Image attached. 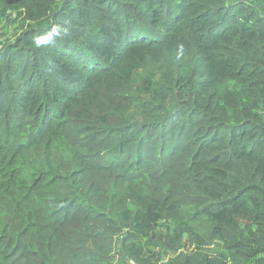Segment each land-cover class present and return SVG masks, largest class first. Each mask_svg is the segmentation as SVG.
<instances>
[{"label": "trees", "instance_id": "trees-1", "mask_svg": "<svg viewBox=\"0 0 264 264\" xmlns=\"http://www.w3.org/2000/svg\"><path fill=\"white\" fill-rule=\"evenodd\" d=\"M9 10L0 264H264V0Z\"/></svg>", "mask_w": 264, "mask_h": 264}, {"label": "rangeland", "instance_id": "rangeland-1", "mask_svg": "<svg viewBox=\"0 0 264 264\" xmlns=\"http://www.w3.org/2000/svg\"><path fill=\"white\" fill-rule=\"evenodd\" d=\"M21 11H7L4 16L0 17V42L4 41L6 38L14 39L19 33H21V28L25 24L23 21V16H21ZM156 26H160V21H155ZM78 126H76L77 128ZM88 135V134H87ZM161 229H166V225ZM152 242L149 241V238H141L136 240L135 245L140 248H149L151 247ZM117 247L111 250L109 255L112 257L107 261L108 264H118L119 257L117 254Z\"/></svg>", "mask_w": 264, "mask_h": 264}]
</instances>
